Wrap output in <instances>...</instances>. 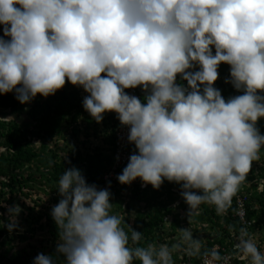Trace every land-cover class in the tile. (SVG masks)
Returning a JSON list of instances; mask_svg holds the SVG:
<instances>
[{
  "label": "clouds",
  "instance_id": "9594fccd",
  "mask_svg": "<svg viewBox=\"0 0 264 264\" xmlns=\"http://www.w3.org/2000/svg\"><path fill=\"white\" fill-rule=\"evenodd\" d=\"M0 25V93L15 91L25 104L55 95L66 81L82 87L91 117L100 123L115 112L135 146L117 175L121 184H179L190 225L202 204L223 217L232 209L241 226H228L232 264H264V216L248 219L244 208H232L264 148L257 126L264 117V0H0ZM221 63L230 65L225 82L242 93L227 100L214 86ZM137 87L143 100L126 91ZM108 183H88L75 166L59 176L50 214L63 264H175L174 253L229 264L190 227L179 228L171 245H143L135 216L125 227L112 213ZM7 208L12 232L22 209ZM33 264L56 261L40 253Z\"/></svg>",
  "mask_w": 264,
  "mask_h": 264
},
{
  "label": "trees",
  "instance_id": "16d2710c",
  "mask_svg": "<svg viewBox=\"0 0 264 264\" xmlns=\"http://www.w3.org/2000/svg\"><path fill=\"white\" fill-rule=\"evenodd\" d=\"M2 29L3 25H0V36H3ZM218 72L214 86L221 90L226 100L242 94L231 83L225 82V78L230 76V65L221 63ZM86 95L89 94L82 87L68 81L55 95L44 97L37 94L25 104L16 99L15 91L0 93V107L6 113L0 117V213H4L0 216V264H33L32 258L40 253L50 254L56 264H63L64 257L55 251L58 229L50 214L52 206L60 199L56 189L59 176L67 168L75 166L82 170L88 183L98 185L105 172L112 168L116 153L117 114L107 113L103 119L105 129L101 131L83 107ZM143 97L144 93L142 100ZM23 117L27 120L21 122ZM257 126L264 133V117L257 121ZM91 130L96 136L103 132V146L90 145L88 137ZM81 134L84 139H81ZM261 152L263 158L256 161L258 172L253 171L252 166L251 175L242 182L232 202V208L246 210L248 219L264 216V183L263 190L259 191L257 180H264V148ZM140 182L135 180L130 185L117 182L110 191L112 213L123 217L125 227L135 216L133 228L143 232V245H171L179 238V228L190 227L197 237H202L205 247L218 245L222 255H234L235 238L228 226L234 224L237 230L241 226L232 209L223 217L216 214L214 206L202 204L199 215L190 225L187 217L189 206L180 195L179 184L165 179L159 189L151 184L142 189ZM238 195L248 196L245 206L237 201ZM46 196L50 203H47ZM10 205H19L22 209L17 217L19 226L12 232L5 226L9 222L7 206ZM256 224H251V228ZM205 234L210 235L209 238L204 239ZM173 259L175 264L202 262L181 253H174Z\"/></svg>",
  "mask_w": 264,
  "mask_h": 264
},
{
  "label": "built area",
  "instance_id": "2783aa9c",
  "mask_svg": "<svg viewBox=\"0 0 264 264\" xmlns=\"http://www.w3.org/2000/svg\"><path fill=\"white\" fill-rule=\"evenodd\" d=\"M178 83H184L187 84L186 81H182L179 77L177 80ZM126 91L131 95H136L142 99L143 92L140 87H137L135 89H126ZM127 128L120 126V121L118 120L117 128H116V153H115V161L113 163V166L110 170H108L103 177V181L98 184L97 186L100 188H105L109 186V181L111 182L110 188L116 184L119 183L117 179V175L122 173L123 168L127 165L129 157L134 149V145L127 142ZM119 157V159H117ZM140 178H137L136 181L138 182ZM120 185V184H119ZM148 186V185H147ZM142 186L141 188H147ZM230 257L229 264H232V256L228 255ZM199 264H202L199 263Z\"/></svg>",
  "mask_w": 264,
  "mask_h": 264
},
{
  "label": "rangeland",
  "instance_id": "374dc122",
  "mask_svg": "<svg viewBox=\"0 0 264 264\" xmlns=\"http://www.w3.org/2000/svg\"><path fill=\"white\" fill-rule=\"evenodd\" d=\"M5 111L3 110V107H0V116H6V115H3V113H4ZM4 114H6V113H4ZM107 117V113H105L104 114V119ZM27 120V117H23V118H21V122H24V121H26ZM97 125H98V127L100 128V130L101 131H103L104 129H105V126H104V124H103V121L102 122H100V123H97ZM84 126V125H83ZM102 135H103V132H100V133H98L97 134V136H96V134H94L93 133V131L91 130V134H90V137H88L89 139H90V145L92 146H103V141H102ZM81 139H84V136H83V134H81ZM38 140V139H37ZM74 142H78V141H76L75 139H74ZM79 143V142H78ZM81 147H83L82 145H80ZM262 150V149H261ZM259 155H260V159L259 160H261L262 158H263V155H262V152L260 151V153H259ZM259 162H261V161H259ZM262 163V162H261ZM260 163V164H261ZM34 190H37V188H34ZM46 201L48 202L49 201V197L48 196H46ZM45 201V202H46ZM179 234V233H178ZM179 237V236H178ZM179 239V238H178ZM178 239H176L175 240V242H177L178 241ZM34 258L35 257H33L32 258V260H34Z\"/></svg>",
  "mask_w": 264,
  "mask_h": 264
},
{
  "label": "water",
  "instance_id": "95a60500",
  "mask_svg": "<svg viewBox=\"0 0 264 264\" xmlns=\"http://www.w3.org/2000/svg\"><path fill=\"white\" fill-rule=\"evenodd\" d=\"M194 237H195V234H194ZM204 237L206 238V237H209V236H208V235H205ZM210 238H211V237H210Z\"/></svg>",
  "mask_w": 264,
  "mask_h": 264
}]
</instances>
